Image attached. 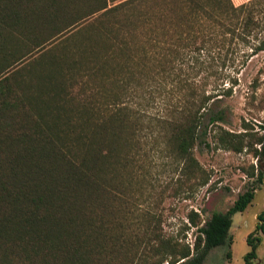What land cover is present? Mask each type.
Returning a JSON list of instances; mask_svg holds the SVG:
<instances>
[{
    "label": "trees",
    "instance_id": "1",
    "mask_svg": "<svg viewBox=\"0 0 264 264\" xmlns=\"http://www.w3.org/2000/svg\"><path fill=\"white\" fill-rule=\"evenodd\" d=\"M224 50L234 73L264 50V0H0V264H202L224 246L255 186L192 248L125 199L141 160L173 155L206 185L193 150L208 136L252 152L264 183V123L233 133L216 108ZM261 240L247 236L244 264Z\"/></svg>",
    "mask_w": 264,
    "mask_h": 264
},
{
    "label": "rangeland",
    "instance_id": "2",
    "mask_svg": "<svg viewBox=\"0 0 264 264\" xmlns=\"http://www.w3.org/2000/svg\"><path fill=\"white\" fill-rule=\"evenodd\" d=\"M232 1L235 5H240L249 0ZM228 48L231 47L225 49ZM226 54L227 51L224 50L219 55H212L215 59L214 69H221L223 60H227L223 79L217 82V90L214 92L218 96L214 98L218 99L215 100L217 111H222L227 120L222 126L230 132L241 133L247 123L258 131V127L264 123V50L251 57L238 73H234L230 67L228 59L232 58L231 54ZM196 81L201 80L198 78ZM210 89L211 86L207 91ZM227 89L231 90L229 94ZM204 122H207L206 118ZM211 141L208 136L209 148L196 144L193 150L204 176H208L206 185H199L200 178L190 179L186 175L184 162L173 155L152 162L141 160L138 163L141 169L138 167V174L133 182L135 192L126 193L125 199L128 203H135L139 216H161L163 232L192 248L198 235L197 228L205 220L213 213L225 212L239 194L255 186L251 204L243 213L233 216L230 239L224 246L211 250L202 264H244V256L249 250L246 244L249 234L262 238L256 251L255 264H264V236L257 230L261 224L258 216L264 211V183H253L254 179L248 175L251 166L258 169L260 165L258 166L257 159L250 151H227L216 148ZM261 167H264L263 163ZM192 213L199 217L198 226L190 221ZM125 264L143 262L135 260ZM147 264H156V258Z\"/></svg>",
    "mask_w": 264,
    "mask_h": 264
},
{
    "label": "built area",
    "instance_id": "3",
    "mask_svg": "<svg viewBox=\"0 0 264 264\" xmlns=\"http://www.w3.org/2000/svg\"><path fill=\"white\" fill-rule=\"evenodd\" d=\"M193 246V245H192Z\"/></svg>",
    "mask_w": 264,
    "mask_h": 264
}]
</instances>
